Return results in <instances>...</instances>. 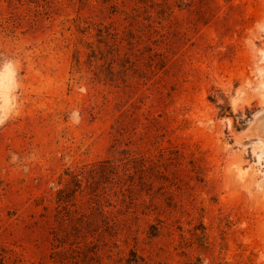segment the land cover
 Here are the masks:
<instances>
[{
    "label": "rangeland",
    "instance_id": "obj_1",
    "mask_svg": "<svg viewBox=\"0 0 264 264\" xmlns=\"http://www.w3.org/2000/svg\"><path fill=\"white\" fill-rule=\"evenodd\" d=\"M0 264H264V0H0Z\"/></svg>",
    "mask_w": 264,
    "mask_h": 264
}]
</instances>
